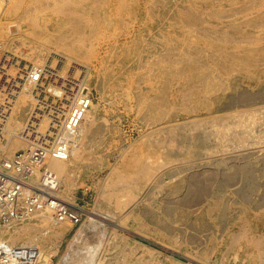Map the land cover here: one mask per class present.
<instances>
[{
  "label": "rangeland",
  "instance_id": "374dc122",
  "mask_svg": "<svg viewBox=\"0 0 264 264\" xmlns=\"http://www.w3.org/2000/svg\"><path fill=\"white\" fill-rule=\"evenodd\" d=\"M135 2L136 1H134V0H127L125 4H121V5L115 4L113 9L111 10L113 13L111 12L112 15L110 16L112 18V25L107 24L106 19H102V24H100L99 27L97 25H95L93 23V21H91V20H87V19L86 20L85 19L79 20L77 18L74 20H70V19L68 20V19L64 18L65 14H61L60 16L55 15L54 10L53 11L51 10V9H53L52 0H37L31 6L32 11L30 10L28 13H26L28 8L26 6H23V7H21L22 9L20 8L17 11V13H12L11 15H5L0 19V22H1L0 23V41L4 40V42L7 45V48L8 49L13 48L14 50H16L19 53V55L23 58V60H25L29 65H31V66L32 65H34V66H47V67H51V68H56L60 72H62L65 69L67 74L69 72V69H72L75 71L77 70V75L80 76V74L82 73L83 77L85 76L86 71L88 70V73H90L89 74V86L92 89L94 97H95L94 104L95 105L97 104L96 107L92 110V113L100 114L103 118L108 120V124H109V129L104 132V135H102L103 137L99 136L98 141L100 144H98V147L95 148V152H94V156L97 157V160L102 161L101 164L99 165V167H95V165L92 164L93 161H91V163L88 165V167H85L82 163H79V162H74L71 164L72 165L71 170L73 171V175L70 177V180H72V181H70L71 184L69 182V184H70L69 189L70 190L67 191L68 194H67V197H65V198L73 200L76 203H79L81 206H83L86 209V213H85L86 215H85V218L81 224L76 225V226H70L69 231L66 232V234L63 235L60 239H58L55 235V232L57 230V229L55 230V228L53 229L55 231H52L51 234L48 236L49 238L48 239L46 238L47 242L45 241V243H44L45 244V251L50 252V250H52L51 251V260L52 261L49 264H82L84 258L86 256H88L90 253L95 254V259H94L93 264H124L122 260H123V255L125 253H129L131 255H134L131 258L132 263L133 262L136 263L138 261V259H141V261L151 262V264H155V263H159V262H163L164 264H169V263H172V260L173 261H178V260L192 261L191 259L195 258L197 260L199 259V261L202 262V264H264V257H263L264 256V252H263L264 251V244L260 245L261 243H264V239H263L264 238V160H263L264 151L262 150L264 148L263 147L264 146L263 145L264 144V122L261 123L262 121H264V109H262V108H264V101H263L264 100V97H263L264 96L263 95L264 94V82H262L259 85H256V83H254V81H252L253 83H251V86L248 84V82L243 84L244 86L247 87V88L244 87V89L246 88L249 90V92H252V93L258 92L261 96L262 100L257 105V106L261 107L260 111L259 112L257 111L255 114H253L254 116L250 115V114L248 116V113L246 112V108H229L227 110H223L224 106L221 103H216V104L211 105L209 103L208 99L201 96V92L199 93L200 95L199 94L197 95V97L200 96V100H196V99L194 100V98L190 99V101H189V99H188V101H187V99H181L174 106L175 109L173 107V110H172V107L169 106L170 101L160 99V98H156V95H155V94L159 93L160 89H161L164 91L162 93V95L166 94L165 96H167V92L165 91V84H162L161 88L156 89L153 86L155 83V80H153V79H154V76H155L154 74L156 71L161 72L160 75H161L162 82H165L166 77L170 78L172 76L170 79L173 80V77H175V75H176L177 79H179V78H181V76L185 75L186 72L183 75H181L180 72L182 71V69L178 68L181 64L177 63V65H176V62L174 63L176 58L180 57L179 51H182L181 44L177 45V48L171 51L173 53H171L170 50H167L169 44H170L169 46H174L176 43H178L182 39V38H180V36H181L180 26L178 23H175V22H173V20L170 19L172 16L169 14V12L166 13L165 16H163L164 13L157 11L155 8H153L152 10H148V11L146 10L144 12L141 10V12H139L138 10H136L139 8L136 7V4H134ZM50 7H51V9H50ZM46 9H47V11H46ZM74 9L79 10V11L82 10L81 7H77V8L73 7L72 10H74ZM114 9H116V10H114ZM125 10H127V11H125ZM131 10H133V11H131ZM176 10L177 9H175V11ZM22 12H24V13H22ZM127 12H129L131 14H129ZM135 13L138 15H135ZM121 14H122V17H121ZM168 14H169V16H168ZM30 15H31V17H30ZM127 15H128V17H127ZM133 15H134V17H132ZM27 16L30 17L29 20L31 22L29 20H27L28 19ZM138 16H139V18H138ZM110 17H108L107 19H110ZM120 17H121V19H120ZM115 18H116V20H115ZM128 18H129V20H128ZM43 19H45V21ZM123 19H124V21H123ZM167 19H169V20H167ZM24 20L25 21L27 20V21L25 22ZM168 21H170V22H168ZM89 22H91V23H89ZM57 23H58V25H57ZM105 23H106V25H105ZM117 23H119V24H117ZM115 24H116V26H115ZM165 24L167 26H169L170 28H168ZM77 25H79V27H77ZM127 25L128 26L130 25V28L127 27ZM123 26H124V28H123ZM119 27H120L121 32L119 30L116 31L117 29H119ZM131 27H133V28H131ZM146 27H148V28L146 29ZM149 30H150V32H149ZM5 31H6L7 35L5 34ZM68 31H69V34H68ZM129 31L131 33H129ZM175 31H178V32H175ZM25 32H27V35L25 34ZM30 33H31V35H30ZM122 33H124V34H122ZM54 34H56V36ZM64 34H66V35H64ZM146 34H147V36H146ZM165 34H167V36H165ZM5 35H6V37H5ZM33 35H34V38H33ZM62 35H63V38H62ZM101 35L103 37H105L106 40H105V38L103 39ZM175 35H177V36H175ZM7 36H8V38H7ZM26 36H28V37H26ZM189 36L191 37L190 38L191 40L200 41V39H198L199 36H197L194 33H191ZM121 37H123V38H121ZM16 39H17V41H16ZM124 39H126V40H124ZM33 40H36V41H33ZM69 40H71V41H69ZM72 40H75V41H72ZM154 40H157V41H154ZM166 40H167V42H166ZM53 43H55V44H53ZM163 43H166V44H163ZM167 43H169V44H167ZM133 45L134 46H136V45L140 46L138 48L140 50H136V52H134L133 54H130V49L134 47ZM147 45H148V47H147ZM110 46H112V47H110ZM114 46L116 49H114ZM104 47L106 50L103 49ZM149 47H150V49H148ZM26 48H27V50H26ZM73 49H74V52H73ZM98 49H99V51L97 52ZM63 50L66 52H64ZM150 50H152V51H150ZM37 51H38V53H37ZM0 52H2V51H0ZM99 52H100V54H99ZM106 52H107V54H105ZM146 52H148V53H146ZM167 53H168V56H167ZM78 54H79V56H78ZM160 54H162V55H160ZM169 54H171V55H169ZM93 55H94V59H96V60L93 59ZM97 55H99V56H97ZM140 55H141V57H140ZM174 55H175V57H174ZM176 55H177V57H176ZM77 56L81 60L78 59ZM95 56H96V58H95ZM118 56H119V59H118ZM120 56H122V57H120ZM0 57H1V53H0ZM167 57H169V60H168L169 62H167V59H168ZM149 58H151L152 60ZM163 58H165V60H163ZM181 58H182V56H181ZM89 59H90V61H88ZM46 60H47V62H46ZM66 60H69V61H66ZM157 60H159L160 62H158ZM171 60L173 62H171ZM118 61H120V63ZM143 61L145 63H143ZM163 61H165V62H163ZM100 62H102V63H100ZM74 64L75 65L77 64V65L75 66ZM89 64H91V65H89ZM101 64H103V65H101ZM110 67H112V68L110 69ZM146 68H147V70H146ZM96 69H97V71H96ZM174 69H175L176 74L173 72H172L173 74L170 73V70H174ZM120 70H121V72H120ZM124 70H125V72H124ZM130 71H132V74ZM115 74H116V76L114 77ZM136 74H139V75H136ZM187 74H188V72H187ZM140 75H141V77H138ZM143 76H148V78L145 77L146 78L145 79ZM107 78H108V80H107ZM80 79H81V77H80ZM86 79H87V77H86ZM131 79H132V81H131ZM121 80H123V81H121ZM121 82H123V83H121ZM102 83L104 85L103 89H101ZM119 83L121 86L119 85ZM131 83H132V85H131ZM107 84H108V86H106ZM135 84H137V85H135ZM126 86H128V87H126ZM136 86L137 87L141 86L139 88L141 90L143 89L144 92L150 98L148 97L147 99H144L143 101L141 100L142 102L137 101V99L134 96L135 95L134 89H136ZM113 87H114V89H113ZM126 88L128 91L127 90L124 91ZM153 88H154V90H153ZM129 89H131V91ZM102 90L105 92H103ZM177 92H179L178 89H176L174 91L171 90L170 93L172 95H174V94H177ZM229 94H232L231 91L229 92ZM122 96H124L125 98L124 97L122 98ZM132 98L133 99L135 98V99L133 100ZM201 98L204 100H202ZM206 100H207V102H206ZM227 101H228V99H225L224 102H227ZM159 102H161L160 110H161V112H163V116H164V117L160 116L161 118L155 117L154 113L150 111L151 108H153L155 106L157 107ZM184 105L186 107H184ZM145 109L149 110L148 111L149 113ZM184 109L187 110V113H186V110H184ZM191 111H195L196 114H195V112H191ZM244 111L246 113L245 116H247L246 119L249 123L246 121L245 117H243ZM241 112L243 115L241 114ZM211 113H212V116H210ZM150 114H151V116H149ZM196 115H198V116H196ZM207 115H209V116H207ZM224 115H225V117H224ZM238 115L240 116V118L242 116V118L241 119L238 118L237 117ZM250 116H251V118H250ZM252 116H253V118H252ZM162 117H163V119H162ZM197 117H199V118H197ZM149 118H152V119H149ZM204 119H205V121H204ZM235 119H237V120H235ZM242 119H245V121L247 123L244 120L242 121ZM249 119L253 124L250 123ZM254 119L255 120L257 119L256 122ZM153 120H155V121H153ZM143 121H144V123H142ZM214 121H215V123H214ZM233 121H236L235 124L233 123ZM238 121H240V123ZM176 122H178V123H176ZM188 122H189V124H188ZM211 122H212V124H211ZM257 122H258V124H256ZM158 123H159V125H158ZM168 123H170V124H168ZM199 123H201L200 127H199ZM224 123H225V128L223 127ZM240 124L242 126H240ZM248 124H250V126L252 125L251 127L253 130L255 129L253 131L254 134L252 133L251 136H249L248 140L243 145H240L236 142V140H234V138H236V135L239 132L238 129L241 130L242 127L249 126ZM196 125H197V127H196ZM213 126H215L216 128ZM118 127L120 130L118 129ZM175 127H176V129H175ZM194 127H196L197 129ZM206 127H207V129H206ZM239 127H241V128H239ZM220 128H222V129H220ZM159 129H160V131H159ZM183 129L186 131H184ZM193 129H194V131H193ZM200 129H202V130H200ZM224 129L226 130V132ZM171 130H173V131H171ZM222 130H224V131H222ZM169 131H171V132H169ZM220 131L223 134H219ZM185 132L186 133L188 132V133L186 134ZM229 132H231V134H229ZM233 132H235V133H233ZM161 134H162V136H161ZM164 134L166 135V138L163 137V136H165ZM197 134L204 137V138L207 137L208 141L205 142L204 147L198 148L194 152L189 151V149H190L189 139L193 135L197 136ZM201 134H203V135H201ZM224 134H225V136H224ZM256 134H258L259 136H257ZM167 135H168V137H167ZM222 135H223V138L220 137ZM228 135H229V137H227ZM230 135H231V138H230ZM153 136H154V138H153L154 141L152 140ZM160 136L162 137V139H160L161 138ZM255 137H256V139H255ZM257 137H259L260 139ZM173 138L175 140H173ZM226 138H228V139H226ZM155 139H156V141H155ZM183 139H184V141H183ZM229 139H230V141H229ZM222 140L224 142L226 140V143H224ZM227 140H228V142H227ZM167 142L171 143V144H168ZM209 142L211 143V145ZM124 143H126V144H124ZM148 143H149V145H148ZM214 143H215V145H214ZM217 143H218V145H217ZM154 144H156V146ZM162 144L165 146H163ZM257 144H258V146H257ZM235 145H236V147H235ZM149 146L152 148H149ZM167 146H169V147H167ZM238 146H239V148H238ZM261 146H262V148H261ZM180 147H182V148L180 149ZM233 147H235V148H233ZM159 148H160V150L162 149V151H160ZM177 148H179V149H177ZM238 149H239V152L237 151ZM246 149H247V151H245ZM248 149H249V151H248ZM169 150H170V153H169ZM157 151H158V153H157ZM187 151H189V153L191 154V157H192V159L190 160V163L188 162V160L186 161V159H185L187 156L186 155ZM15 152H16V150H14L11 155H13ZM232 152H233V154H232ZM235 152H237V154ZM250 152L252 155L250 154ZM133 153L135 155H133ZM222 154H225V155L222 156ZM124 155H125V157H124ZM131 155H133V156H131ZM147 155L151 156V160L153 161V164L154 163H155V165L158 164V166H159V164H161L162 168H157L155 166L156 168H155L154 174L156 173L158 175L160 173L159 176L161 177V179L164 180L161 183L162 185H164L163 187H155V188H152L151 191H150V187L154 184V181H155L154 176L149 177L147 179H139L138 176L136 178V172H137V169L139 167L137 165V163L139 161L140 162H143V160L145 161L148 157ZM182 155H183V157H182ZM201 155H203V156H201ZM135 156H137V157H135ZM159 157H160V159H159ZM198 157H200V158H198ZM208 157L209 158L211 157V158L209 159ZM245 157H247V158H245ZM132 158L134 159V161ZM196 158H198V159H196ZM207 158H208V160H207ZM199 159H201V160L199 161ZM94 160H95V158H94ZM181 160H183V161H181ZM196 160H198V162ZM223 160L226 161L227 163L221 164L219 162V161H223ZM167 161L169 162V165H168V163L166 164ZM192 161H193V163H192ZM183 162H184V164H183ZM178 163H179V165H178ZM210 163L212 165H210ZM163 165H165V166H163ZM129 167H131V168H129ZM167 167H169V168H167ZM156 170H158V171H156ZM159 171H161L162 173ZM244 171H245V173H244ZM247 172H249V173H247ZM120 174L121 175L125 174V175L121 176ZM229 174H235V176L231 182L225 183L224 179ZM134 175H135V177H134ZM118 176H120V177H118ZM171 176L174 180H176L178 182L169 183L172 180ZM117 177H118V179H117ZM131 178L133 179V181ZM74 179H75V181H73ZM125 179H127V180H125ZM113 180H114V182H112ZM249 181H253L255 183L256 189L254 190L253 193H251V195L244 196L239 191L241 189L247 187ZM126 182H128L129 184ZM196 182H199L201 184V186L205 187V189L207 188L206 190L209 191V193L211 195H212V192H215V190L218 191L219 185L223 189V191H221V194H219V195H212V196L210 195L209 199L206 202H204L199 207V209L195 213H193L192 215H188L187 212H185V211L183 212L180 210L173 211L172 216L166 215L164 213L165 198L163 196L165 189H171V188L178 186V185L187 186L189 183H196ZM119 183H120V185H119ZM72 184H73V187H72ZM78 184H80V185H78ZM115 184H117L116 187L114 186ZM130 185H133V186H130ZM135 186L136 187L138 186V187L136 188ZM63 187H64V185L61 184L59 193H62V190H64L66 188V187H64V188ZM71 187H72V189H71ZM106 187H107V189H106ZM133 187H135V188H133ZM124 189H126V190H124ZM138 189H141L140 190L141 193H143L144 190L147 189V191H145V192H148V190H149L150 194H149V196H146L145 199L142 198L144 201L140 204L138 209L133 210V204L135 203V201H138L139 200L138 198H140V196H141V195H139V196L134 195L135 192L138 191ZM184 189H186V188H183V190ZM69 191H70V193H69ZM121 197H123V198H121ZM175 197L176 196H172V199H174ZM214 202L216 203V205ZM91 211H93V212H91ZM90 213H92V214H90ZM93 213L99 215L103 219H105V218L106 219L105 220L98 219V217H96L95 214H93ZM243 218H245V219H243ZM89 220H92L94 223L92 227H87ZM245 220H247V221H245ZM112 223L127 225L131 231H126L125 229H122L120 227H116L115 224L113 225ZM242 223H243V225H242ZM167 224L170 225L168 229L166 228ZM30 225L32 226L33 224H30ZM22 226H25V225H22ZM22 226H20V227H22ZM175 226H177L178 228H183V229L187 228V231H189L191 234L195 233L198 235H204L205 241H203L201 244H197V245L195 244L194 247L192 246V244H190L186 241H183V239H181V238H179V241L174 242V240H172L173 239L172 237L174 235V234H172V229L175 228ZM189 226H191V228H189ZM240 226H243V227L240 228ZM144 227H146V228L144 229ZM245 228H246V230H245ZM242 229H244V230H242ZM160 231H162V232H160ZM239 231H242V232H239ZM243 231H244V234H242ZM53 233H54V235H53ZM236 233L237 234L239 233V234L237 235ZM245 233L247 236H245ZM141 234H144V235L147 234L148 238L142 236ZM179 234H180V232L178 233V235ZM139 235H141V236H139ZM235 235H237V237ZM51 236H53V238ZM235 237H236V240L240 237H243V238H240L236 242V240H234ZM250 238L252 240H250ZM53 239L54 240L56 239V240L54 241ZM231 239H233V240H231ZM259 239H261V241ZM171 240H172V243L174 244V246L177 247L176 252L172 251V250H170V249H168L162 245V244H165L167 242H171ZM223 240H224V242H223ZM256 240L259 242H257ZM24 241H26V239L19 240V242H24ZM158 241H160V242H158ZM255 241L258 243V245H256L254 243ZM231 242H233V243H231ZM253 243L255 244V247H254ZM217 244H218V246H217ZM248 244H250V245H248ZM232 245H233V247H232ZM249 247H251V248H249ZM150 248H153L154 250H151ZM46 249H48V250H46ZM244 249H245V251H244ZM196 251H197V254H196ZM198 251L200 252V254L198 253ZM137 252H138V254L135 255ZM261 252L263 254L259 255L258 253L261 254ZM180 253H182V254H180ZM185 253L187 255H185ZM198 256H199V258H198ZM209 258H211V259H209ZM46 264H48V263H46ZM129 264H131V263H129Z\"/></svg>",
  "mask_w": 264,
  "mask_h": 264
},
{
  "label": "bare ground",
  "instance_id": "6f19581e",
  "mask_svg": "<svg viewBox=\"0 0 264 264\" xmlns=\"http://www.w3.org/2000/svg\"><path fill=\"white\" fill-rule=\"evenodd\" d=\"M37 1V0H0V19L5 16V15H11L12 13H17V11L23 7L26 6L28 8V10L26 11V13H28L30 10L32 11V4ZM127 0H52V7L53 9H50L53 11L55 15L60 16L61 14H65L63 17L66 19H70V20H74V19H79V20H91L93 21V23L95 25H97L99 27L100 24H102V19H106L107 24L112 25V18L110 17L111 14V10L113 9V7L115 6V4H125ZM136 1L134 4H136V7L139 9V12H141V10L144 11H148V10H152L153 8H155L157 11L164 13L163 16L166 15V13L169 12V14L172 16L170 19L173 20V22L178 23L181 29V36L180 38H182L178 43H176L174 46H169L168 45V49L170 50V52L174 49L177 48V45L181 44V48L182 51H179V58H176V60L174 61V63H180L181 65L178 68H181L182 71L180 72L181 75H183L185 72L184 76H181V78L177 79L176 75L175 77H173V80L166 77L165 78V82H162L161 80V75H160V71H156L155 72V76L154 79L155 83H154V88L158 89L161 88L162 84H165V91L167 92V96L162 95V93L164 92L163 90L160 89V92L155 94L156 98H160V99H164L167 101H170L169 106L173 107L177 104V102L181 99H193L194 100H200V96L197 97V95L201 92V96L205 97L206 99L209 100V103L211 105L216 104V103H221L224 108L223 110H227L229 108H246V112L250 115L255 114L257 111H260V106H257L261 99L260 94L257 93H252L249 92L248 89H246L247 87L244 86L243 84L247 83L251 86V83H253L252 81H254V83H256V85L261 84L262 82H264V0H134ZM133 3V2H132ZM133 5V4H132ZM49 6V5H48ZM117 6V5H116ZM77 8V7H81L82 10H72V8ZM134 7V6H133ZM34 8V7H33ZM45 8V7H44ZM22 9V8H21ZM175 9H177L175 11ZM116 10V9H114ZM47 11V9H46ZM127 11V10H125ZM133 11V10H131ZM116 12V11H115ZM114 12V13H115ZM24 13V12H22ZM53 13V14H54ZM113 13V12H112ZM129 13V12H127ZM147 13V12H146ZM145 13V14H146ZM150 13V12H149ZM158 13V12H157ZM44 14V13H43ZM118 14V13H117ZM131 14V13H129ZM142 14V13H141ZM156 14V13H155ZM161 14V13H160ZM168 14V16H169ZM114 15V14H113ZM135 15H138L135 13ZM144 15V14H143ZM152 15V14H151ZM154 15V14H153ZM118 16V15H117ZM15 17V16H14ZM28 17V16H27ZM31 17V15H30ZM30 17H28L27 20L30 19ZM62 17V18H63ZM108 17H110V19H107ZM115 17V16H114ZM122 17V14H121ZM120 17V19H121ZM124 17V16H123ZM128 17V15H127ZM134 17V15L132 16ZM159 17V16H158ZM139 18V16H138ZM149 18V17H148ZM165 18V17H164ZM163 18V19H164ZM41 19V18H40ZM159 19V18H158ZM157 19V20H158ZM26 20V21H27ZM45 21V19H43ZM116 20V18H115ZM129 20V18H128ZM156 20V19H155ZM169 20V19H167ZM170 20V21H171ZM15 21V20H14ZM25 21V20H24ZM25 21V22H26ZM30 21V20H29ZM40 21V20H39ZM43 21V22H44ZM124 21V19H123ZM126 21V20H125ZM152 21V20H151ZM150 21V22H151ZM166 21V20H165ZM164 21V22H165ZM168 21V22H170ZM17 22V21H16ZM31 22V21H30ZM29 22V23H30ZM56 22V21H55ZM119 22V21H118ZM135 22V21H134ZM139 22V21H138ZM137 22V23H138ZM146 22V21H145ZM1 23V22H0ZM5 23V22H4ZM8 23V22H7ZM39 23V22H38ZM91 23V22H89ZM104 23V22H103ZM124 23V22H123ZM130 23V22H129ZM128 23V24H129ZM136 23V24H137ZM172 23V22H171ZM28 24V23H27ZM46 24V23H45ZM119 24V23H117ZM133 24V23H132ZM44 25V24H43ZM58 25V23H57ZM81 25V24H80ZM92 25V24H91ZM106 25V23H105ZM138 25V24H137ZM146 25V24H145ZM148 25V24H147ZM166 25V24H165ZM173 25V24H172ZM35 26V25H34ZM116 26V24H115ZM167 26V25H166ZM165 26V27H166ZM9 27V26H8ZM19 27V26H18ZM77 27H79V25H77ZM81 27V26H80ZM105 27V26H104ZM112 27V26H111ZM118 27V26H117ZM126 27V26H125ZM127 27L130 28V25ZM155 27V26H154ZM164 27V26H163ZM168 28H170L169 26H167ZM30 28V27H29ZM109 28V27H108ZM124 28V26H123ZM133 28V27H131ZM140 28V27H139ZM148 27H146L147 29ZM175 28V27H174ZM23 29V28H22ZM104 29V28H103ZM107 29V28H106ZM105 29V30H106ZM113 29V28H112ZM127 29V28H126ZM8 30V29H7ZM6 30V31H7ZM42 30V29H41ZM69 30V29H68ZM75 30V29H74ZM73 30V31H74ZM80 30V29H79ZM109 30V29H108ZM120 31V27L119 29H117L116 31ZM131 30V29H130ZM142 30V29H141ZM151 30V29H150ZM149 30V32H150ZM5 31V34H6ZM39 31V30H38ZM103 31V30H102ZM115 31V30H114ZM125 31V30H124ZM133 31V30H132ZM168 31V30H167ZM9 32V31H8ZM106 32V31H105ZM140 32V31H139ZM164 32V31H163ZM166 32V31H165ZM178 32V31H175ZM174 32V33H175ZM108 33V32H107ZM129 33H131L129 31ZM135 33V32H134ZM194 33L196 34L198 37V39H200V41H195V40H191L190 38V34ZM25 34L27 35V32H25ZM29 34V33H28ZM61 34V33H60ZM69 34V31H68ZM75 34V33H74ZM82 34V33H81ZM105 34V33H104ZM110 34V33H109ZM124 34V33H122ZM121 34V35H122ZM137 34V33H136ZM148 34V33H147ZM146 34V36H147ZM172 34V33H171ZM177 34V33H176ZM7 35V34H6ZM5 35V37H6ZM31 35V33H30ZM56 36V34H54ZM58 35V34H57ZM66 35V34H64ZM100 35V34H99ZM120 35V34H119ZM163 35V34H162ZM50 36V35H49ZM61 36V35H60ZM102 36V35H101ZM129 36V35H128ZM165 36H167V34H165ZM177 36V35H175ZM10 37V36H9ZM28 37V36H26ZM65 37V36H64ZM124 37V36H123ZM121 37V38H123ZM127 37V36H126ZM141 37V36H140ZM170 37V36H169ZM8 38V36H7ZM34 38V35H33ZM56 38V37H55ZM54 38V39H55ZM63 38V35H62ZM61 38V39H62ZM77 38V37H76ZM102 38L104 39L105 37L102 36ZM137 38V37H136ZM152 38V37H151ZM167 38V37H166ZM165 38V39H166ZM171 38V37H170ZM177 38V37H176ZM22 39V38H21ZM31 39V38H30ZM58 39V38H57ZM82 39V38H81ZM197 39V38H196ZM26 40V39H25ZM98 40V39H97ZM106 40V38H105ZM126 40V39H124ZM129 40V39H128ZM143 40V39H142ZM161 40V39H160ZM17 41V39H16ZM36 41V40H33ZM62 41V40H61ZM71 41V40H69ZM75 41V40H72ZM95 41V40H94ZM113 41V40H112ZM145 41V40H144ZM157 41V40H154ZM162 41V40H161ZM13 42V41H12ZM56 42V41H55ZM59 42V41H58ZM68 42V41H67ZM97 42V41H96ZM117 42V41H116ZM126 42V41H125ZM160 42V41H159ZM163 42V41H162ZM167 42V40H166ZM16 43V42H15ZM27 43V42H26ZM52 43V42H51ZM69 43V42H68ZM89 43V42H88ZM102 43V42H101ZM118 43V42H117ZM124 43V42H123ZM127 43V42H126ZM125 43V44H126ZM150 43V42H149ZM25 44V43H24ZM28 44V43H27ZM48 44V43H47ZM55 44V43H53ZM72 44V43H71ZM107 44V43H106ZM105 44V45H106ZM116 44V43H115ZM124 44V45H125ZM147 44V43H146ZM153 44V43H152ZM166 44V43H163ZM32 45V44H31ZM34 45V44H33ZM44 45V44H43ZM52 45V44H51ZM57 45V44H56ZM85 45V44H84ZM129 45V44H128ZM173 45V44H172ZM53 46V45H52ZM58 46V45H57ZM101 46V45H100ZM122 46V45H121ZM130 46V45H129ZM134 46V45H133ZM166 46V45H165ZM18 47V46H17ZM75 47V46H74ZM112 47V46H110ZM123 47V46H122ZM126 47V46H125ZM140 46L136 45L133 48L130 49V54H133L134 52H136V50H140L138 49ZM142 47V46H141ZM148 47V45H147ZM10 48V47H9ZM19 48V47H18ZM57 48V47H56ZM63 48V47H62ZM85 48V47H84ZM94 48V47H93ZM107 48V47H106ZM144 48V47H143ZM153 48V47H152ZM151 48V49H152ZM162 48V47H161ZM180 48V49H181ZM51 49V48H50ZM61 49V48H60ZM97 49V48H96ZM100 49V48H99ZM99 49L97 50V52L99 51ZM104 50L105 47L103 48ZM114 49L115 46H114ZM120 49V48H119ZM118 49V50H119ZM145 49V48H144ZM150 49V47L148 48ZM15 51L13 48L8 49L6 43L4 42V40L0 41V51ZM27 50V48H26ZM29 50V49H28ZM32 50V49H31ZM34 50V49H33ZM53 50V49H52ZM65 50V49H64ZM63 50V51H64ZM83 50V49H82ZM153 50V49H152ZM150 50V51H152ZM157 50V49H156ZM161 50V49H160ZM166 50V49H165ZM57 51V50H56ZM89 51V50H88ZM149 51V52H150ZM154 51V50H153ZM66 52V51H64ZM63 52V53H64ZM74 52V49H73ZM105 52V51H104ZM125 52V51H124ZM143 52V51H142ZM165 52V51H164ZM163 52V53H164ZM18 53V52H17ZM38 53V51H37ZM53 53V52H52ZM127 53V52H126ZM144 53V52H143ZM148 53V52H146ZM173 53V52H171ZM19 54V53H18ZM44 54V53H43ZM100 54V52H99ZM107 54V52L105 53ZM112 54V53H111ZM110 54V55H111ZM123 54V53H122ZM39 55V54H38ZM67 55V54H66ZM72 55V54H71ZM81 55V54H80ZM138 55V54H137ZM136 55V56H137ZM150 55V54H149ZM148 55V56H149ZM153 55V54H152ZM155 55V54H154ZM157 55V54H156ZM162 55V54H160ZM171 55V54H169ZM50 56V55H49ZM58 56V55H57ZM79 56V54H78ZM77 56V58H78ZM99 56V55H97ZM168 56V53H167ZM182 56V58H181ZM21 57V56H20ZM122 57V56H120ZM141 57V55H140ZM156 57V56H155ZM158 57V56H157ZM162 57V56H161ZM175 57V55H174ZM177 57V55H176ZM22 58V57H21ZM72 58V57H71ZM96 58V56H95ZM98 58V57H97ZM113 58V57H112ZM167 62H169V57H167ZM23 59V58H22ZM26 59V58H25ZM73 59V58H72ZM80 59V58H78ZM83 59V58H82ZM93 59H94V55H93ZM102 59V58H101ZM119 59V56H118ZM133 59V58H132ZM139 59V58H138ZM151 59V58H149ZM155 59V58H154ZM162 59V58H161ZM175 59V58H174ZM71 60V59H70ZM81 60V59H80ZM96 60V59H94ZM152 60V59H151ZM156 60V59H155ZM163 60H165V58H163ZM36 61V60H35ZM42 61V60H41ZM69 61V60H66ZM90 61V59L88 60ZM103 61V60H102ZM117 61V60H116ZM131 61V60H130ZM129 61V62H130ZM158 62H160L159 60H157ZM31 62V61H30ZM47 62V60H46ZM106 62V61H105ZM120 63V61H118ZM137 62V61H136ZM154 62V61H153ZM157 62V63H158ZM165 62V61H163ZM166 62V63H167ZM171 62H173L171 60ZM53 63V62H52ZM68 63V62H67ZM102 63V62H100ZM132 63V62H131ZM143 63H145L143 61ZM147 63V62H146ZM123 64V63H122ZM128 64V63H127ZM136 64V63H135ZM152 64V63H151ZM156 64V63H155ZM75 65V64H74ZM77 65V64H76ZM75 65V66H76ZM91 65V64H89ZM93 65V64H92ZM103 65V64H101ZM108 65V64H107ZM131 65V64H130ZM157 65V64H156ZM168 65V64H167ZM54 66V65H53ZM100 66V65H99ZM119 66V65H118ZM127 66V65H126ZM140 66V65H139ZM146 66V65H145ZM148 66V65H147ZM171 66V65H170ZM36 67V70H40L41 66H34L33 68ZM61 67V66H60ZM80 67V66H79ZM136 67V66H135ZM151 67V66H150ZM81 68V67H80ZM92 68V67H91ZM100 68V67H99ZM112 67H110L111 69ZM114 68V67H113ZM154 68V67H153ZM84 69V68H83ZM103 69V68H102ZM105 69V68H104ZM109 69V70H110ZM144 69V68H143ZM142 69V70H143ZM113 70V69H112ZM111 70V71H112ZM116 70V69H115ZM147 70V68H146ZM145 70V71H146ZM74 71V72H73ZM92 71V70H91ZM90 71V72H91ZM97 71V69H96ZM144 71V72H145ZM149 71V70H148ZM153 71V70H152ZM69 72L71 75L75 76V77H81L83 74L81 73L80 76L77 75V70H72L69 69ZM68 72V73H69ZM113 72V71H112ZM115 72V71H114ZM121 72V70H120ZM125 72V70H124ZM132 74V71H130ZM143 72V71H142ZM141 72V73H142ZM175 73V69L174 70H170V73ZM188 72V74H187ZM92 73V72H91ZM103 73V72H102ZM106 73V72H105ZM104 73V74H105ZM129 73V72H128ZM147 73V72H146ZM151 73V72H150ZM154 73V72H153ZM172 73V74H173ZM179 73V74H180ZM89 74L88 70L86 71V74L84 76L83 79V83L81 82L79 84L80 89H86L89 88V90L91 89L89 86ZM130 74V73H129ZM163 74V73H162ZM176 74V73H175ZM139 75V74H136ZM169 75V74H168ZM65 76H67V72L64 69L62 72H60L58 78V82H63V77L65 78ZM104 76V75H103ZM116 76V74L114 75V77ZM121 76V75H120ZM87 77V79H86ZM122 77V76H121ZM130 77V76H129ZM133 77V76H132ZM138 77H141L138 76ZM144 78L148 76H143ZM127 79V78H126ZM134 79V78H133ZM140 79V78H139ZM138 79V80H139ZM146 79V78H145ZM65 80V79H64ZM106 80V79H105ZM108 80V78H107ZM135 80V79H134ZM86 81V82H85ZM115 81V80H114ZM123 81V80H121ZM132 81V79H131ZM150 81V80H149ZM164 81V80H163ZM28 82V80H27ZM57 82V83H58ZM110 82V81H109ZM113 82V81H112ZM134 82V81H133ZM132 82V83H133ZM147 82V81H146ZM28 83L31 84V82L29 81ZM123 83V82H121ZM126 83V82H125ZM129 83V82H128ZM131 83V85H132ZM110 84V83H109ZM113 84V83H112ZM134 84V83H133ZM145 84V83H144ZM143 84V85H144ZM150 84V83H149ZM120 85V83H119ZM123 85V84H122ZM137 85V84H135ZM247 85V84H246ZM248 85V86H249ZM28 86H32V85H28ZM103 83L101 86V89H103ZM108 86V84L106 85ZM118 86V85H117ZM121 86V85H120ZM145 86V85H144ZM116 87V86H115ZM128 87V86H126ZM139 87L141 86H136V89H134V96L137 99V101L142 102L144 99H147L149 96L144 92V90L140 89ZM152 87V86H151ZM163 87V86H162ZM244 87H246L244 89ZM254 87V86H253ZM118 88V87H117ZM153 88V90H154ZM114 89V87H113ZM123 89V88H122ZM178 89L179 92H177V94L172 95L170 92L171 90L174 91ZM55 93L59 94V88H54ZM127 88L124 90L126 91ZM131 91V89H129ZM254 90V89H253ZM103 91V90H102ZM122 91V90H121ZM128 91V90H127ZM231 91L232 94H229V92ZM105 92V91H103ZM165 92V93H166ZM112 93V92H111ZM115 93V92H114ZM128 93V92H127ZM126 93V94H127ZM110 94V93H109ZM108 94V95H109ZM123 94V93H122ZM153 94V95H154ZM18 96L16 97V100L14 101V103L12 105L8 104L9 108L11 106V110L12 111V115L11 116H5V117H0V160L3 159L4 157H11L12 152L16 149H20V148H27L31 146L29 137H24L22 136V131L25 129L26 127V123L28 121L29 118V114L31 113L32 107H33V101H34V96H33V89L31 87H25L22 91H20L18 94ZM104 95V94H103ZM115 95V94H114ZM118 95V94H117ZM200 95V94H199ZM264 95V94H263ZM262 95V96H263ZM116 96V95H115ZM109 97V96H108ZM124 96H122L123 98ZM153 97V96H152ZM264 97V96H263ZM73 96L69 95L68 97L65 98V107L63 106V111L66 109V113L68 112V107L70 106V103H72L73 101ZM113 98V97H112ZM117 98V97H116ZM115 98V99H116ZM125 98V97H124ZM134 98V99H135ZM150 98V97H149ZM133 99V98H132ZM133 99V100H134ZM159 99V100H160ZM202 99V98H201ZM225 99H228L227 102H224ZM104 100V99H103ZM142 100V101H141ZM154 100V99H153ZM204 100V99H202ZM115 101V100H114ZM149 101V100H148ZM162 101V100H161ZM192 101V100H191ZM264 101V100H263ZM131 102V101H130ZM157 102V101H156ZM185 102V101H184ZM207 102V100H206ZM116 103V102H115ZM119 103V102H118ZM154 103V102H153ZM166 103V102H165ZM181 103V102H180ZM189 103V102H188ZM131 104V103H130ZM138 104V103H137ZM149 104V103H148ZM151 104V103H150ZM161 102L158 103V106L151 108V112L154 113L155 117H160L163 116V112H161L160 106ZM168 104V103H167ZM184 104V103H183ZM195 104V103H194ZM97 105V104H96ZM96 105L92 104L90 111L87 113V115L85 116L84 120L82 121V124L80 126V130H79V137H78V141L76 144V147L73 149L72 154L70 156V158L68 160H61V159H54V158H50L47 161L48 166L58 175V178L60 179V185L63 184L64 187H66L64 190H62V193H59L60 196L62 198H64L65 200H67L68 202H71L73 204H76L75 201L70 200L67 197V191L70 190V184L72 180H70V177L73 175V171L71 170L72 167V163L74 162H79L82 163L85 167H88V165L92 162V164L95 165V167H99V165L101 164L102 161L97 160V157L94 156V152H95V148L98 147L99 141L98 138L103 137L102 135H104V132L107 131L109 129V124H108V120L103 118L100 114L98 113H92V110L96 107ZM135 105V104H134ZM165 105V104H164ZM196 105V104H195ZM3 106V98L2 95L0 93V111ZM7 106V107H8ZM128 106V105H127ZM147 106V105H146ZM150 106V105H149ZM190 106V105H189ZM204 106V105H203ZM166 107V106H165ZM184 107H186L184 105ZM192 107V106H191ZM207 107V106H206ZM205 107V108H206ZM215 108V107H214ZM68 109V110H67ZM127 109V108H126ZM150 109V108H149ZM175 109V107H174ZM212 109V108H211ZM264 109V108H262ZM261 109V110H262ZM97 110V109H96ZM109 110V109H108ZM136 110V109H135ZM146 110V109H145ZM166 110V109H165ZM177 110V109H176ZM179 110V109H178ZM186 110V109H184ZM206 110V109H205ZM236 110V109H235ZM106 111V110H105ZM114 111V110H113ZM118 111V110H117ZM129 111V110H128ZM147 112L149 110H146ZM145 111V112H146ZM168 111V110H167ZM180 111V110H179ZM178 111V112H179ZM212 111V110H211ZM107 112V111H106ZM166 112V111H165ZM189 112V111H188ZM191 112H195V111H191ZM213 112V111H212ZM110 113V112H109ZM149 113V112H148ZM173 113V112H172ZM171 113V114H172ZM187 113V110H186ZM198 113V112H197ZM201 113V112H200ZM205 113V112H204ZM107 114V113H106ZM105 114V115H106ZM179 114V113H178ZM196 114V112H195ZM222 114V113H221ZM242 114V112H241ZM240 114V115H241ZM244 116L245 119L247 116H245V111H244ZM242 114V115H243ZM258 114V113H257ZM180 115V114H179ZM108 116V115H107ZM110 116V115H109ZM151 116V114L149 115ZM198 116V115H196ZM205 116V115H204ZM209 116V115H207ZM210 116H212V113L210 114ZM229 116V115H228ZM254 116V115H253ZM252 116V118H253ZM164 117V116H163ZM162 117V119H163ZM183 117V116H182ZM185 117V116H184ZM188 117V116H187ZM193 117V116H192ZM225 117V115H224ZM230 117V116H229ZM228 117V118H229ZM236 117V116H235ZM238 118H240V116H237ZM62 118V117H61ZM144 118V117H143ZM142 118V119H143ZM161 118V117H160ZM159 118V119H160ZM169 118V117H168ZM199 118V117H197ZM223 118V117H222ZM242 118V116H241ZM240 118V119H241ZM251 118V116H250ZM256 118V117H255ZM261 118V117H260ZM141 119V118H140ZM145 119V118H144ZM152 119V118H149ZM177 119V118H176ZM195 119V118H194ZM226 119V118H225ZM245 119H242V121ZM58 121H60V118L57 119ZM147 120V119H146ZM156 120V119H155ZM153 120V121H155ZM161 120V119H160ZM166 120V119H165ZM175 120V119H174ZM188 120V119H187ZM237 120V119H235ZM239 120V119H238ZM252 120V119H251ZM255 120V119H254ZM253 120V121H254ZM257 120V119H256ZM255 120V122H256ZM48 119H44L43 120V126H45L48 123ZM205 121V119H204ZM224 121V120H223ZM247 121V119H246ZM245 121V122H246ZM250 121V119H249ZM181 122V121H180ZM202 122V121H201ZM236 121H233V123L235 124ZM240 123V121H238ZM237 122V123H238ZM248 122V121H247ZM246 122V123H247ZM264 121H262L261 123H263ZM144 123V121L142 122ZM156 123V122H155ZM178 123V122H176ZM215 123V121H214ZM213 123V124H214ZM249 123V122H248ZM250 123H252L250 121ZM260 123V124H261ZM114 124V123H113ZM148 124V123H147ZM153 124V123H152ZM170 124V123H168ZM189 124V122H188ZM187 124V125H188ZM199 123V127H200ZM212 124V122H211ZM223 124V123H222ZM242 124V123H241ZM240 124V126H242ZM253 124V123H252ZM258 124V122L256 123ZM159 125V123H158ZM231 125V124H230ZM244 125V124H243ZM246 125V124H245ZM250 126V124H248ZM255 125V124H254ZM116 126V125H115ZM153 126V125H152ZM195 126V125H194ZM205 126V125H204ZM219 126V125H218ZM249 126H244V127H239L241 128L238 129L239 132L236 135V138H234V140H236V142L240 145H243L249 138V136H251V134H254V130L252 129V125ZM197 127V125H196ZM194 127V128H196ZM215 127V126H213ZM223 127L225 128V123L223 125ZM165 128V127H164ZM205 128V127H204ZM216 128V127H215ZM214 128V129H215ZM254 128V127H253ZM115 129V128H114ZM119 129V127H118ZM176 129V127H175ZM197 129V128H196ZM207 129V127H206ZM205 129V130H206ZM222 129V128H220ZM120 130V129H119ZM147 130V129H146ZM151 130V129H150ZM184 130V129H183ZM202 130V129H200ZM225 130V129H224ZM222 130V131H224ZM260 130V129H259ZM160 131V129H159ZM173 131V130H171ZM169 131V132H171ZM186 131V130H184ZM194 131V129H193ZM196 131V130H195ZM219 131V130H218ZM236 131V130H235ZM148 132V131H147ZM158 132V131H157ZM163 132V131H162ZM167 132V131H166ZM192 132V131H191ZM197 132V131H196ZM226 132V130H225ZM224 132V133H225ZM232 132V131H231ZM231 132H229V134H231ZM237 132V131H236ZM260 132V131H259ZM121 133V132H120ZM152 133V132H151ZM173 133V132H172ZM171 133V134H172ZM175 133V132H174ZM186 133V132H185ZM188 133V132H187ZM186 133V134H187ZM235 133V132H233ZM166 134V133H165ZM164 134V135H165ZM168 134V133H167ZM170 134V135H171ZM219 134H223L221 131ZM226 134V133H225ZM224 134V136H225ZM228 134V133H227ZM259 134V133H258ZM258 134H256L257 136H259ZM160 135V134H159ZM158 135V136H159ZM181 135V134H180ZM203 135V134H201ZM162 136V134H161ZM160 136V137H161ZM173 136V135H172ZM171 136V137H172ZM206 136V135H205ZM164 138H166V135L163 136ZM168 137V135H167ZM181 137V136H180ZM223 138V135L220 136ZM219 137V138H220ZM229 137V135L227 136ZM235 137V136H234ZM154 136L152 137L153 140ZM163 138V139H164ZM231 138V135H230ZM259 138V137H257ZM151 139V138H150ZM162 139V137L160 138ZM180 139V138H179ZM185 139V138H184ZM183 139V141H184ZM221 139V138H220ZM225 139V138H224ZM223 139V140H224ZM228 139V138H226ZM256 139V137H255ZM260 139V138H259ZM126 140V139H125ZM167 140V139H166ZM173 140H175L173 138ZM212 140V139H211ZM222 140V141H223ZM233 140V139H232ZM231 140V141H232ZM154 141V140H153ZM156 141V139H155ZM187 141V140H186ZM208 141L207 137L204 138L200 135L197 134V136L193 135L190 139H189V144H190V149L189 151L194 152L195 150H197L198 148H202L205 146V142ZM230 141V139H229ZM133 142V141H132ZM169 142V141H168ZM167 142V143H168ZM173 142V141H172ZM212 142V141H211ZM224 142V141H223ZM222 142V143H223ZM228 142V140H227ZM163 143V142H162ZM176 143V142H175ZM210 143V142H209ZM216 143V142H215ZM214 143V145H215ZM226 143V140L225 142ZM236 143V144H237ZM253 143V142H252ZM261 143V142H260ZM263 143V142H262ZM33 144V142H32ZM126 144V143H124ZM171 144V143H168ZM167 144V145H168ZM186 144V143H185ZM149 145V143H148ZM156 146V144H154ZM163 145V144H162ZM175 145V144H174ZM183 145V144H182ZM211 145V143H210ZM218 145V143H217ZM256 145V144H255ZM264 145V144H263ZM129 146V145H128ZM127 146V147H128ZM134 146V145H133ZM165 146V145H163ZM224 146V145H223ZM222 146V147H223ZM232 146V145H231ZM258 146V144H257ZM126 147V148H127ZM137 147V146H136ZM161 147V146H160ZM169 147V146H167ZM166 147V148H167ZM210 147V146H209ZM208 147V148H209ZM214 147V146H213ZM225 147V146H224ZM236 147V145H235ZM233 147V148H235ZM251 147V146H250ZM264 147V146H263ZM138 148V147H137ZM149 148H152L149 146ZM182 147H180L181 149ZM184 148V147H183ZM219 148V147H218ZM217 148V149H218ZM239 148V146H238ZM258 148V147H257ZM262 148V146H261ZM130 149V148H129ZM142 149V148H141ZM147 149V148H146ZM179 149V148H177ZM216 149V148H215ZM255 149V148H254ZM259 149V148H258ZM128 150V149H127ZM133 150V149H132ZM138 150V149H137ZM136 150V151H137ZM152 150V149H151ZM160 150V148H159ZM158 150V151H159ZM164 150V149H163ZM183 150V149H182ZM203 150V149H202ZM236 150V149H235ZM234 150V151H235ZM264 151V148L262 149ZM122 151V150H121ZM139 151V150H138ZM145 151V150H144ZM147 151V150H146ZM157 151V153H158ZM162 151V149L160 150ZM167 151V150H166ZM189 151H187L186 153V161L188 160V162L190 163V160L192 159L191 154L189 153ZM233 151V152H234ZM239 152V149L237 150ZM243 151V150H242ZM247 151V149L245 150ZM249 151V149H248ZM251 151V150H250ZM259 151V150H258ZM141 152V151H140ZM165 152V151H164ZM226 152V151H225ZM232 152V154H233ZM244 152V151H243ZM119 153V152H118ZM117 153V154H118ZM132 153V152H131ZM137 153V152H136ZM153 153V152H152ZM161 153V152H160ZM170 153V150H169ZM230 153V152H229ZM228 153V154H229ZM237 154V152H235ZM242 153V152H241ZM125 154V153H124ZM129 154V153H128ZM127 154V155H128ZM139 154V153H138ZM168 154V153H167ZM227 154V155H228ZM251 154V152H250ZM258 154V153H257ZM126 155V154H125ZM124 155V157H125ZM133 155H135L133 153ZM131 155V156H133ZM137 155V154H136ZM143 155V154H142ZM204 155V154H203ZM201 155V156H203ZM225 154H222V156ZM252 155V154H251ZM264 155V154H263ZM99 156V155H98ZM148 156V155H147ZM172 156V155H171ZM221 156V157H222ZM243 156V155H242ZM257 156V155H256ZM255 156V157H256ZM137 157V156H135ZM168 157V156H167ZM170 157V156H169ZM183 157V155H182ZM206 157V156H205ZM219 157V156H218ZM249 157V156H248ZM253 157V156H252ZM95 158V160H94ZM128 158V157H127ZM180 158V157H179ZM200 158V157H198ZM196 158V159H198ZM209 158V157H208ZM207 158V160H208ZM211 158V157H210ZM209 158V159H210ZM213 158V157H212ZM240 158V157H239ZM238 158V159H239ZM247 158V157H245ZM126 159V158H125ZM133 159V158H132ZM136 159V158H135ZM146 159V158H145ZM160 159V157H159ZM176 159V158H175ZM202 159V158H201ZM199 159V161L201 160ZM206 159V158H205ZM254 159V158H253ZM118 160V159H117ZM167 160V159H166ZM173 160V159H172ZM264 160V158H263ZM134 161V159H133ZM157 161V160H156ZM169 161V160H168ZM166 162V164L169 162ZM174 161V160H173ZM183 161V160H181ZM198 162V160H196ZM238 161V160H237ZM107 162V161H106ZM140 162V161H139ZM137 163V165L139 166L136 172V178L138 176L139 179H147L149 177H153L155 178L154 184L150 187V191L152 190V188L155 187H163L164 185H162L161 183L164 181L163 179H161V177L159 176V174L156 175L154 174L155 168H162L161 164L155 165V163L153 164V161L151 160V156L149 155L147 157V159L143 162ZM175 162V161H174ZM215 162V161H214ZM221 164H226V161H219ZM242 162V161H241ZM136 163V162H135ZM187 163V162H186ZM193 163V161H192ZM208 163V162H207ZM212 163V162H211ZM210 163V165H212ZM126 164V163H125ZM124 164V165H125ZM182 164V163H181ZM184 164V162H183ZM176 165V164H175ZM179 165V163H178ZM200 165V164H199ZM107 166V165H106ZM156 166V167H155ZM165 166V165H163ZM173 167V166H172ZM112 168V167H111ZM131 168V167H129ZM169 168V167H167ZM234 169V168H233ZM232 169V170H233ZM88 170V169H87ZM113 170V169H112ZM132 170V169H131ZM242 170V169H241ZM158 171V170H156ZM162 171V170H161ZM159 171V172H161ZM234 171V170H233ZM256 171V170H255ZM158 173V172H157ZM162 173V172H161ZM245 173V171H244ZM249 173V172H247ZM78 174V173H77ZM217 174V173H216ZM225 174V173H224ZM121 175V174H120ZM125 175V174H122ZM121 175V176H122ZM131 175V174H130ZM218 175V174H217ZM129 176V175H128ZM132 176V175H131ZM235 174H229L225 179L224 182L228 183L231 182L234 178ZM120 177V176H118ZM117 177V179H118ZM135 177V175H134ZM127 178V177H126ZM172 178V176H171ZM132 179V178H131ZM168 179V178H167ZM211 179V178H210ZM123 180V179H122ZM127 180V179H125ZM124 180V181H125ZM166 180V179H165ZM75 181V179L73 180ZM133 181V179H132ZM136 181V180H135ZM153 181V180H152ZM70 182V184H69ZM114 182V180L112 181ZM117 182V181H116ZM115 182V183H116ZM145 182V181H144ZM178 181L174 180L172 178V180L169 183H176ZM223 182V183H224ZM73 183V182H72ZM123 183V182H122ZM128 183V182H126ZM152 183V182H151ZM125 184V183H124ZM123 184V185H124ZM129 184V183H128ZM137 184V183H136ZM135 184V185H136ZM80 185V184H78ZM117 184H115L114 186L116 187ZM120 185V183H119ZM122 185V184H121ZM141 185V184H140ZM147 185V184H146ZM112 186V185H111ZM133 186V185H130ZM145 186V185H144ZM223 186V185H222ZM63 187V188H64ZM73 187V184H72ZM71 187V189H72ZM126 187V186H125ZM136 187V186H135ZM133 187V188H135ZM138 187V186H137ZM136 187V188H137ZM62 188V189H63ZM110 188V187H109ZM122 188V187H121ZM145 188V187H144ZM183 188H186L183 190ZM107 189V187H106ZM207 189V188H206ZM205 189V187L201 186V184L199 182L196 183H189L187 186L184 185H178L175 186L171 189H165V192L163 193V196L165 198V210L164 213L166 215L172 216V212L176 211V210H180V211H185L188 213V215H192L193 213H195L199 207L206 202L209 197H210V193L209 191H207ZM256 189L255 183L253 181H249L247 187L241 189L239 192L242 193L244 196H249L251 195V193L254 192V190ZM126 190V189H124ZM141 189H138L137 192H135L134 195H141L140 198H138V201H135V203L133 204V210L134 209H138V207L140 206V204L144 201L142 198L145 199L146 196H149L150 191L144 190L143 193L140 192ZM211 191V190H210ZM221 191H223V189L220 187L219 185V189L218 191L215 190V192H212V195H219L221 194ZM111 192V191H110ZM115 192V191H114ZM121 192V191H120ZM70 193V191H69ZM131 194V193H130ZM156 195V194H155ZM211 195V196H212ZM70 196V195H69ZM172 196H176L174 199H172ZM118 197V196H117ZM125 197V196H124ZM123 198V197H121ZM129 198V197H128ZM220 200V199H219ZM218 201V200H217ZM161 203V202H160ZM213 203V202H212ZM215 203V202H214ZM216 205V203H215ZM132 206V205H131ZM213 207V206H212ZM84 208V207H83ZM213 209V208H212ZM215 210V209H214ZM217 210V209H216ZM84 211L86 213V209L84 208ZM236 211V210H235ZM90 212V211H89ZM93 212V211H91ZM132 212V211H131ZM210 212V211H209ZM248 212V211H247ZM254 212V211H253ZM109 213V212H108ZM218 213V212H217ZM249 213V212H248ZM92 214V213H90ZM95 214V213H93ZM135 214V213H134ZM232 214V213H231ZM252 214V213H251ZM255 214V213H254ZM112 215V214H111ZM96 217H98V219H103L102 217H100L99 215L95 214ZM122 216V215H121ZM245 216V215H244ZM115 217V216H114ZM108 218V217H107ZM253 218V217H252ZM245 219V218H243ZM247 219V218H246ZM108 220V219H107ZM106 220V221H107ZM114 221V220H113ZM134 221V220H133ZM247 221V220H245ZM42 222H44V224L42 225H46L48 228H50L51 232L55 231V235L58 239H60L63 235L66 234V232L69 231L70 229V224L69 223H56L54 221V218L52 217L51 214L45 215L42 219ZM108 222V221H107ZM177 222V221H176ZM244 222V221H243ZM111 223V222H110ZM230 223V222H229ZM258 223V222H257ZM93 221L89 220L88 222V226L87 227H92L93 226ZM113 225L115 223H112ZM111 224V225H112ZM147 224V223H146ZM214 224V223H213ZM25 226L22 227H18L17 229H15V231H13L10 236L9 239L11 242L13 243H17L19 242V240L21 239H26L27 242H31L34 240H42L43 244L45 243V241L47 242V239L49 238L48 236L51 234H46L45 232L41 231V224H33L32 226L30 224H24ZM27 225V226H26ZM236 225V224H235ZM243 225V223H242ZM116 227H120L122 229H125L126 231H131L130 228L127 225H122V224H115ZM169 224L166 225V228H169ZM215 226V225H214ZM238 226V225H237ZM132 227V226H131ZM151 227V226H150ZM243 226H240V228ZM55 228V230H53ZM133 228V227H132ZM146 227H144L145 229ZM149 228V227H148ZM154 228V227H153ZM189 228H191V226H189ZM250 229V228H249ZM139 230V229H138ZM244 230V229H242ZM246 230V228H245ZM137 231V230H136ZM147 231V230H146ZM248 231V230H247ZM139 232V231H138ZM162 232V231H160ZM180 232V234L178 235V233ZM242 232V231H239ZM247 233V232H246ZM245 233V236H247ZM169 234V233H168ZM172 234L173 235V239L174 242L175 241H179V238L183 239V241H186L190 244H192V246L194 247L195 244H201L203 241H205V236L204 235H198V234H191L189 231H187V228H178L177 226H175V228L172 229ZM237 234V233H236ZM239 234V233H238ZM237 234V235H238ZM244 234V231L243 233ZM248 234V233H247ZM54 235V233H53ZM142 236L148 238L147 234H141ZM139 235V236H141ZM154 235V234H153ZM237 235H235L237 237ZM158 236V235H157ZM166 236V235H165ZM229 236V235H228ZM227 236V237H228ZM253 236V235H252ZM53 238V236H51ZM155 237V236H154ZM232 237V236H231ZM236 237L234 240H236ZM47 238V239H46ZM56 238V239H57ZM226 238V237H225ZM233 238V237H232ZM243 238V237H240ZM240 238H238L237 240H239ZM247 238V237H246ZM245 238V239H246ZM55 239V240H56ZM117 239V238H116ZM158 239V238H157ZM162 239V238H161ZM221 239V238H220ZM219 239V240H220ZM264 239V238H263ZM51 240V239H50ZM54 240V239H53ZM52 240V241H53ZM54 240V241H55ZM136 240V239H135ZM163 240V239H162ZM171 242H167L165 244H162L164 247L172 250V251H177V247L174 246V244ZM226 240V239H225ZM233 240V239H231ZM236 240V242H237ZM242 240V239H241ZM250 240H252L250 238ZM261 241V239H259ZM153 241V240H152ZM221 241V240H220ZM257 241V240H256ZM254 242L256 245H258L257 242ZM160 242V241H158ZM162 242V241H161ZM185 242V243H186ZM224 242V240H223ZM227 242V241H226ZM235 242V241H234ZM250 242V241H249ZM164 243V242H163ZM212 243V242H211ZM221 243V242H220ZM219 243V244H220ZM233 243V242H231ZM253 243V244H254ZM159 244V243H158ZM239 244V243H238ZM254 244V247H255ZM260 244V243H259ZM264 243H261L260 245H262ZM45 245V244H44ZM121 245V244H120ZM211 245V244H210ZM234 245V244H233ZM232 245V247H233ZM237 245V244H236ZM250 245V244H248ZM125 246V245H124ZM146 246V245H145ZM186 246V245H185ZM218 246V244H217ZM221 246V245H220ZM128 247V246H127ZM260 247V246H259ZM182 248V247H181ZM186 248V247H185ZM251 248V247H249ZM258 248V247H257ZM49 249V248H48ZM46 249V250H48ZM151 250H154L153 248H150ZM218 249V248H217ZM248 249V248H247ZM182 250V249H181ZM186 250V249H185ZM51 251L50 252H46L45 251V260L46 263H50L51 260ZM122 251V250H121ZM130 251V250H129ZM128 251V252H129ZM183 251V250H182ZM245 251V249H244ZM261 251V250H260ZM127 252V251H126ZM133 252V251H132ZM213 252V251H212ZM264 252V251H263ZM131 253V252H130ZM152 253V252H151ZM179 253V252H178ZM188 253V252H187ZM194 253V252H193ZM198 253L200 254V252L198 251ZM209 253V252H208ZM217 253V252H216ZM138 252L135 254L137 255ZM182 254V253H180ZM197 254V251H196ZM259 255H262L263 253L261 252L258 253ZM185 255H187L185 253ZM190 255V254H189ZM134 255H131L129 253H125L123 255V263L124 264H151V262H143L141 261V259H138V261L136 263H132L131 262V258ZM142 256V255H141ZM192 256V255H191ZM196 256V255H195ZM194 256V257H195ZM201 256V255H200ZM264 257V256H263ZM199 258V256H198ZM94 259H95V254L90 253L88 256H86L82 262V264H93L94 263ZM168 259V258H167ZM211 259V258H209ZM166 260V259H165ZM193 262L197 263V264H202V262L199 261V259H195L192 258L191 259ZM223 260V259H222ZM261 262V261H260ZM184 261L182 260H178V261H173L172 263L169 264H183ZM155 264H164L163 262H159V263H155Z\"/></svg>",
  "mask_w": 264,
  "mask_h": 264
},
{
  "label": "built area",
  "instance_id": "2783aa9c",
  "mask_svg": "<svg viewBox=\"0 0 264 264\" xmlns=\"http://www.w3.org/2000/svg\"><path fill=\"white\" fill-rule=\"evenodd\" d=\"M0 53L3 98L0 117L12 115L13 109L8 104L12 105L25 87H31L35 97L22 131V136L29 137L31 146L16 149L11 157L0 160V264H46L42 240L13 243L9 236L24 224H41V231L49 235L50 228L42 225L43 217L48 214L56 223L76 226L83 222L86 215L83 206L60 196V179L47 161L70 158L82 121L95 97L92 89H80L83 76L80 79L69 72L60 83L57 81L60 71L56 68L41 66L36 70L15 51ZM54 88H59L60 93L56 94ZM69 95L73 96V101L66 113L63 106ZM44 119L49 120L45 126L42 125ZM183 264L197 263L184 261Z\"/></svg>",
  "mask_w": 264,
  "mask_h": 264
}]
</instances>
